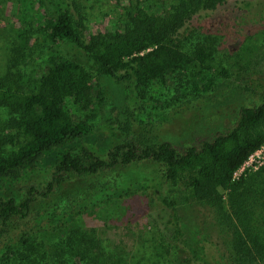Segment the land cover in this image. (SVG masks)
Here are the masks:
<instances>
[{
  "label": "trees",
  "instance_id": "1",
  "mask_svg": "<svg viewBox=\"0 0 264 264\" xmlns=\"http://www.w3.org/2000/svg\"><path fill=\"white\" fill-rule=\"evenodd\" d=\"M68 1L76 7L85 2ZM148 1L128 0L121 28L88 35L80 13L75 20L59 6L55 13L46 15L38 30L53 53L32 88L22 82L20 71L15 69L18 56L28 45L27 30L20 29L19 41L11 48L10 64L7 62L0 72V107L12 130L0 141V247L5 246L2 239L8 237L14 224L20 221L22 226L16 234L18 248L1 255L0 264H61L70 254L79 263L104 264L103 251L109 263L116 264L110 251L100 249L94 231L74 236L64 248L39 252L30 233L35 224L29 226L25 221L38 208L39 196L46 199L63 181L134 163L162 167L159 191L163 181L184 177L191 200L209 205L225 230L228 243L221 258L228 264H264V165L235 179L236 171L264 143V91L260 104L239 108L229 131L183 152L170 141L154 142L146 135L116 141L104 126L93 124L94 115L78 119L66 108V100L72 99L81 109H89L94 90L92 76L83 63L60 51L67 46L85 52L101 73L132 87L136 97L144 95L152 82L164 83L169 77L186 81L187 90L183 83L176 89L180 95L211 89L214 51L205 39L186 47L181 29L193 23L198 14H210L218 6L238 0H173L167 10ZM2 50L0 42V59ZM219 74L226 75V71ZM129 129L127 126L123 131L128 133ZM35 175H45L46 182L41 187L29 183L19 194L18 184ZM151 186L149 181L142 184L130 179L121 192L130 194ZM160 198L171 210L168 196ZM79 210L69 212L67 220ZM38 217L36 224L40 225L46 219L56 220L58 213L48 209L40 211ZM172 217L175 241L182 240L176 214ZM185 244L194 258L206 262L194 247Z\"/></svg>",
  "mask_w": 264,
  "mask_h": 264
},
{
  "label": "rangeland",
  "instance_id": "2",
  "mask_svg": "<svg viewBox=\"0 0 264 264\" xmlns=\"http://www.w3.org/2000/svg\"><path fill=\"white\" fill-rule=\"evenodd\" d=\"M172 1L149 0L148 3L167 10ZM233 2L218 6L210 14H198L193 23L181 29L186 47L205 39L214 51V67L209 74L215 81L207 92L180 95L176 89L183 83L187 90L186 81L169 77L164 83L152 82L144 95L136 97L132 87L101 73L85 52L67 46L60 47V51L83 63L92 76L94 90L89 109H81L72 99L66 100V108L78 119L94 115L93 124L104 126L116 141L146 135L154 142L170 141L179 152L229 131L239 108L260 104L264 91V0ZM127 3L128 0H85L76 7L68 0H0V42L3 43L0 72L10 64L11 48L19 41L20 29L25 27L28 45L18 56L15 69L20 71L27 87H34L53 53L38 27L57 7H65L75 20L82 14L88 35L121 28ZM220 71H226V75H220ZM127 126L130 129L125 133L123 129ZM10 132L7 114L0 107V141ZM255 165H258L255 161L244 164L237 170L235 179L255 173L264 162ZM161 168L147 163L116 167L99 175L67 179L46 199L39 196L38 208L25 221L29 226L35 224L30 233L36 249L53 252L64 248L74 236L78 238L82 233L94 231L100 249L110 251L116 264H228L226 258H221L226 253L228 237L213 209L191 200L184 177L163 181L159 191ZM130 179L142 184L149 181L152 186L130 194L121 192ZM45 182V175H35L16 189L23 194L29 183L41 187ZM160 195L168 196L171 210ZM85 204L86 208H81ZM48 209H55L58 218L37 225L38 213ZM77 209L80 210L68 221L67 214ZM172 214H176L182 228V240L175 241ZM18 223L2 239L5 246L0 247V256L18 248L16 239L22 226ZM185 243L194 247L207 263L194 258ZM103 253V263L110 264ZM67 256L61 264H87L79 263L71 254Z\"/></svg>",
  "mask_w": 264,
  "mask_h": 264
},
{
  "label": "built area",
  "instance_id": "3",
  "mask_svg": "<svg viewBox=\"0 0 264 264\" xmlns=\"http://www.w3.org/2000/svg\"><path fill=\"white\" fill-rule=\"evenodd\" d=\"M251 162V161H255L256 162V164H263V162H264V143L263 144H261L256 150H254V152H252V154L248 157V159L245 161V163L244 164H246V163H248V162ZM243 164V165H244ZM242 165V166H243ZM258 165H255V166H258ZM241 166V167H242ZM240 167V168H241ZM239 168V169H240ZM237 172V171H236ZM235 176H236V173H235Z\"/></svg>",
  "mask_w": 264,
  "mask_h": 264
}]
</instances>
